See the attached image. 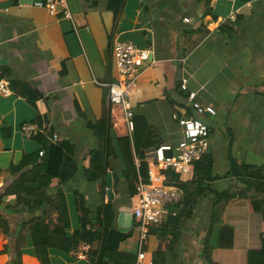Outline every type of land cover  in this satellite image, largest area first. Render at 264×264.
<instances>
[{"label": "crops", "instance_id": "0c3cea01", "mask_svg": "<svg viewBox=\"0 0 264 264\" xmlns=\"http://www.w3.org/2000/svg\"><path fill=\"white\" fill-rule=\"evenodd\" d=\"M42 1L0 0V78L9 81L14 91L10 97L0 95V172L19 165L25 155L44 145H54L53 135L69 142L75 148L76 173L48 191L50 196L61 191L66 195L70 228L65 238L81 230V218L89 230L101 233L100 210L110 204L113 230L127 238L117 253L106 250L103 261L136 264L140 233L132 214L136 202L132 174L118 143L131 137L122 107L111 106L110 136L104 135L105 139L98 138L90 126L106 115L107 89L97 83L115 80L114 43L149 47L151 55L130 99L131 111L147 119L158 142L174 146L182 140V128L173 119L180 116V105L214 108L215 116L203 113L201 119L211 131L208 155L214 159L216 180L201 182L203 193L200 182L193 181L194 174L184 180L183 202L146 241L147 259L154 262L155 258L156 264H204L201 254L215 192L231 189L235 177L227 173L234 165L264 166V0H207V4L205 0V4L202 0H125L118 14L110 8V0H68L73 21L35 6ZM185 18L193 23H185ZM27 90L37 95L35 103L22 96ZM191 93L194 101L189 100ZM39 118L50 132L43 139L27 138L22 125L37 124ZM108 173L113 176L112 201L107 196ZM13 181L8 177L0 188V216L14 230L33 215L6 212V207L17 205L15 195L4 194ZM249 190V196H254L251 185ZM247 205L252 213L250 200ZM41 214L38 211L34 217ZM224 226L221 219L213 225L209 245L214 249L218 230ZM22 234L21 252L34 258L27 230ZM51 237L50 264H97L104 250L103 241L96 240L90 242L92 251L86 260L76 259L70 256L72 248L65 253L59 247L62 236ZM9 244L10 261L16 256V238ZM127 255L134 256L136 263L122 258ZM31 264L40 263L34 259Z\"/></svg>", "mask_w": 264, "mask_h": 264}, {"label": "trees", "instance_id": "16d2710c", "mask_svg": "<svg viewBox=\"0 0 264 264\" xmlns=\"http://www.w3.org/2000/svg\"><path fill=\"white\" fill-rule=\"evenodd\" d=\"M124 2L125 0H110V3L113 4H110V8L118 14ZM204 2L207 4L209 1L205 0ZM206 14L204 13L203 16L205 17ZM182 95L186 97L183 93ZM22 96L31 103H35L38 99L37 95L30 90L23 92ZM105 104L107 109L104 118L96 125L90 126L97 137L103 139L107 134L109 135L111 130V104L108 90ZM180 106V118L195 115L192 107ZM193 106L196 111L201 112V108L197 103ZM37 122L38 125L49 131L41 118ZM132 128L131 137H122L118 139V143L123 150L129 171H131L130 180L134 189V184L138 178L135 155L143 160L139 169L140 175L147 178L146 151L157 149L162 146V143L156 140L155 131L144 116H133ZM42 136L44 135H40L39 139H43ZM43 143L44 141H42ZM74 149V146L69 142L61 141L58 138L54 145L48 148L45 145L43 146L40 150L44 151L43 157H40V151L25 155L19 165L11 167L8 171L0 172V188L8 177L14 178L12 185L8 187L4 194L17 197L16 207L14 209L6 207V212L15 215L25 213L33 215L29 221L22 223L14 230L0 216V231L3 234V239L0 240V264H31L34 259H37L40 264H50L48 250L54 245L51 237L54 234L62 236V238H59V241H61L59 247L65 248V253H68L71 248L73 249L82 241L90 243L102 240L104 250L99 256L97 264H106L103 261L105 251L117 253L119 244L126 240L127 235L113 230L114 215L110 204L104 205L100 210L98 223L103 229L101 233L89 230L88 222L81 218V230L75 232L71 238H65V231L70 228L66 195L61 191L55 196H50L48 191L68 182L76 173V163L72 158ZM97 159L99 160L100 157H97ZM213 166L214 159L208 154L195 165L193 181L200 182L199 189L202 190L201 193H203L204 182L208 183L216 180V177L213 176ZM164 175L170 184L180 187L183 191L187 190V184L180 182L177 175L169 172H165ZM227 176L235 177V179L231 183V189L215 192L216 197L212 206L211 223L201 254L202 262L204 264H264V166L242 165L240 167L234 165ZM249 185L253 187L254 196H249ZM208 186L205 187L208 188ZM133 192L135 193V189ZM75 195L77 199V193ZM247 200L252 203V213L248 211ZM78 209L79 211L84 210L82 206H78ZM38 211H41V216L34 217ZM180 213L185 214L183 211ZM55 216L56 222L53 223V217ZM220 219L226 226L221 228L219 244L217 249H214L209 246V238L213 232V225L218 223ZM24 229L27 230L28 245L34 248V258L23 255L21 252V237ZM156 232L159 231H151L154 234ZM173 236L177 238L175 233ZM12 237L16 238V256L15 259L9 261L11 256L9 241ZM122 258L136 263L134 256L127 255ZM154 263L156 264L155 258Z\"/></svg>", "mask_w": 264, "mask_h": 264}, {"label": "built area", "instance_id": "2783aa9c", "mask_svg": "<svg viewBox=\"0 0 264 264\" xmlns=\"http://www.w3.org/2000/svg\"><path fill=\"white\" fill-rule=\"evenodd\" d=\"M35 6L45 9L54 17L73 21L68 0H45L37 2ZM229 19L233 22L236 21L235 17ZM184 22L193 23L190 18H185ZM113 54L116 66L115 80L107 84H97L108 90L112 107H122L128 129L132 133L134 114L131 111L130 99L136 92V83L141 75V70L149 60L151 49L119 41L114 43ZM1 71L0 62V74ZM13 94L14 91L9 81L0 78V95L10 97ZM194 99L195 94L191 93L189 100L194 101ZM192 110H194V116L180 118L178 115H173V119L182 128V140L178 144L174 146L162 145L157 149L146 151L147 178L140 175L139 169L143 160L135 155L138 178L134 184L136 202L132 205V214L140 233V250L136 264H155L147 259L144 247L146 241L152 230L161 229L165 225L171 211L183 202L185 196L180 187L167 181L165 172L177 175L179 181L184 182L194 174L195 165L208 154L211 131L201 117L203 113L215 116L216 111L212 107H206L198 112L194 106H192ZM21 131L29 139L49 133L48 130L35 123H24ZM52 139L56 142L58 137L53 135ZM169 153L171 154L168 155ZM39 155L43 157L44 151H40ZM91 251L92 245L82 241L71 250L70 256L86 260Z\"/></svg>", "mask_w": 264, "mask_h": 264}, {"label": "water", "instance_id": "95a60500", "mask_svg": "<svg viewBox=\"0 0 264 264\" xmlns=\"http://www.w3.org/2000/svg\"><path fill=\"white\" fill-rule=\"evenodd\" d=\"M171 153H169L168 155H170ZM112 187H113V176L111 173H108L107 174V188H108V193H107V196H108V199L110 201H112L114 199V194H113V191H112Z\"/></svg>", "mask_w": 264, "mask_h": 264}, {"label": "rangeland", "instance_id": "374dc122", "mask_svg": "<svg viewBox=\"0 0 264 264\" xmlns=\"http://www.w3.org/2000/svg\"><path fill=\"white\" fill-rule=\"evenodd\" d=\"M169 216H171V215H169ZM219 235H220V233H221V229L219 228ZM211 236H212V234H211ZM211 236H210V238H211ZM218 244H219V236H218ZM210 247H212L211 245H209Z\"/></svg>", "mask_w": 264, "mask_h": 264}]
</instances>
